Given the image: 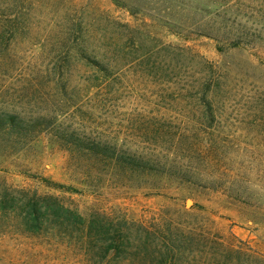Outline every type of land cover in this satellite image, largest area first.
<instances>
[{"label": "rangeland", "instance_id": "1", "mask_svg": "<svg viewBox=\"0 0 264 264\" xmlns=\"http://www.w3.org/2000/svg\"><path fill=\"white\" fill-rule=\"evenodd\" d=\"M0 15V110L36 125L0 134V197L51 193L152 231L150 251L101 258L0 206V264H264V0H0ZM59 130L153 169L90 160ZM167 227L179 244L160 253Z\"/></svg>", "mask_w": 264, "mask_h": 264}, {"label": "trees", "instance_id": "2", "mask_svg": "<svg viewBox=\"0 0 264 264\" xmlns=\"http://www.w3.org/2000/svg\"><path fill=\"white\" fill-rule=\"evenodd\" d=\"M9 15L13 20L20 18V13L16 10L14 3ZM239 44L238 41H234L230 45L237 46ZM35 126L28 124L18 113L0 110V134H5L9 139L13 136L19 138L32 136L36 130ZM57 136L60 137V147L86 153L90 160L112 163L116 169L130 171L132 174H140L145 169H153V165L149 161L135 155H114L113 145L102 143L75 130H59ZM184 176L186 179L191 178L189 175ZM44 181L61 187L58 183ZM15 192L20 193L19 199H16ZM0 206L5 213L12 212L16 215L22 232L33 235L56 232L68 239L82 240L89 251L91 250L101 258H105L111 251L118 256L125 255L129 249H132L133 252L134 250L147 252L151 248L149 238L152 231L144 224L134 220L128 221L124 217L115 219L108 214L95 211L85 216L77 208L62 202L55 194L39 193L37 190L30 191L25 188H15L9 191L6 189L0 197ZM133 225L137 226L144 234L142 241L134 244L132 243ZM189 237L191 238V236ZM178 244L177 236H174L171 229L167 227L166 230L161 231L160 240L152 245V248L157 249L160 253H167Z\"/></svg>", "mask_w": 264, "mask_h": 264}]
</instances>
